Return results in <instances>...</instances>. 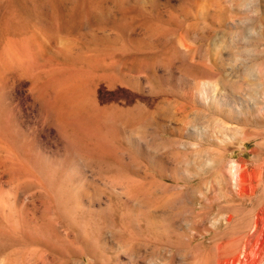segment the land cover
<instances>
[{"label":"rangeland","instance_id":"rangeland-1","mask_svg":"<svg viewBox=\"0 0 264 264\" xmlns=\"http://www.w3.org/2000/svg\"><path fill=\"white\" fill-rule=\"evenodd\" d=\"M0 264H264V0H0Z\"/></svg>","mask_w":264,"mask_h":264},{"label":"bare ground","instance_id":"bare-ground-1","mask_svg":"<svg viewBox=\"0 0 264 264\" xmlns=\"http://www.w3.org/2000/svg\"><path fill=\"white\" fill-rule=\"evenodd\" d=\"M25 42H26V41H25ZM35 42H36V41H35ZM20 43H21V42H20ZM28 43H29V42H28ZM30 43H31V42H30ZM30 43H29V44H30ZM36 43H38V41H37ZM16 44H17V43H16ZM26 44H27V42H26ZM27 45H28V44H27ZM30 45H31V44H30ZM33 45H34V44H33ZM33 45H32V46H33ZM35 45H37V44H35ZM32 46H31V47H32ZM39 46H41V44H40ZM42 46H43V45H42ZM28 47H29V45H28ZM23 48H24V50H25V46H24ZM26 48H27V47H26ZM33 48H34V47H33ZM36 48H37V47H36ZM44 48H45V47H44ZM29 49H31V48H29ZM37 49H38V48H37ZM98 49H99V48H98ZM31 50H32V49H31ZM40 50H41V47H40ZM27 51L29 52L30 50H28V48H27ZM29 53H31V51H30ZM36 53H37V51H36ZM45 53H46V51H45ZM25 54H27L26 51H25ZM25 54H24V55H25ZM32 54H35V52H34L33 50H32ZM32 54H31V55H32ZM47 54H48V53H47ZM27 55H28V54H27ZM29 55H30V54H29ZM29 55H28V56H29ZM28 56H27V57H28ZM18 57H19V56H18ZM21 57H24V56L21 55ZM30 57H31V56H30ZM25 58H26V57H25ZM81 58H82V57H81ZM91 58H92V57H91ZM20 60H21V59H20ZM28 60H29V59H28ZM86 60H87V59H86ZM90 60H91V59H90ZM25 61H26V60H25ZM84 61H85V60H84ZM92 61H93V60H92ZM105 61H106V60H105ZM94 62H95V61H94ZM22 63L25 64V62H22ZM26 63H27V62H26ZM89 64H90V63H89ZM58 67H59V66H58ZM73 67H74V66H73ZM91 67H92V66H91ZM70 68H71V67H70ZM77 69H78V68H77ZM83 69H84V68H83ZM79 70H80V68H79ZM79 70H78V71H79ZM87 70H88V69H87ZM81 71H82V70H81ZM92 71H93V70H92ZM84 72H85V71H84ZM84 72H83V73H84ZM85 73H86V72H85ZM87 74H88V73H87ZM77 75H78V73H77ZM72 76H73V75H72ZM81 79H83V78H81ZM86 80H87V79H86ZM74 81H75V80H74ZM86 85H87V84H86ZM66 87H67V86H66ZM76 87H77V86H76ZM65 91H66V90H65ZM62 92H63V91H62ZM68 92H69V91H68ZM81 93H82V92H81ZM86 94H87V93H86ZM87 95H88V94H87ZM75 98H76V97H75ZM63 99H65V98H62L61 100H63ZM82 100H83V99H82ZM57 102H58V101H57ZM51 103H52V102H51ZM51 103H50V104H51ZM62 104H63V103H62ZM86 104H87V102H86ZM55 107H56V106H55ZM59 108H60V107H59ZM60 112H61V110H60ZM76 112H77V111H76ZM78 114H79V113H78ZM93 123H94V122H93ZM81 127H82V126H81Z\"/></svg>","mask_w":264,"mask_h":264}]
</instances>
